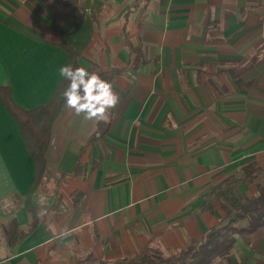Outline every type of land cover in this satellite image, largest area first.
Here are the masks:
<instances>
[{"label":"crops","instance_id":"0c3cea01","mask_svg":"<svg viewBox=\"0 0 264 264\" xmlns=\"http://www.w3.org/2000/svg\"><path fill=\"white\" fill-rule=\"evenodd\" d=\"M80 2L89 12L92 0ZM72 21L66 0H0V85L19 106L43 105L55 90L67 56L58 28ZM126 41L140 48L137 68ZM80 62L123 69L112 82L119 104L91 142L97 122L63 106L34 224L23 204L34 162L0 100V199L17 204L0 215V264L178 253L223 216L217 203L201 209L206 192L250 162L264 171V0H106ZM77 162L83 172L73 175ZM212 264H264V226Z\"/></svg>","mask_w":264,"mask_h":264},{"label":"trees","instance_id":"16d2710c","mask_svg":"<svg viewBox=\"0 0 264 264\" xmlns=\"http://www.w3.org/2000/svg\"><path fill=\"white\" fill-rule=\"evenodd\" d=\"M105 1L92 0L90 11L86 12L80 0H66L73 15V21L70 27L58 29L61 35L60 46L67 55L64 65L83 66L112 83L122 74L123 69L112 67L109 70H103L95 63L86 66L80 62L83 51L90 42L93 23ZM125 46L130 54H135L131 66L137 68L144 61L140 48L128 41L125 42ZM67 84L68 81L60 77L48 101L30 109L16 104L11 96V88L7 85H0V100L16 120L34 162L33 181L23 203L33 218V224L36 213L33 198L44 179L51 127L64 106L62 92ZM107 129L106 121L97 122L94 133L89 137V142L104 136ZM81 171L83 172V167L80 162H77L73 175L81 174ZM241 172V177L227 176L204 194L205 201L201 209L211 211L214 203H217L223 211V216L218 224L208 229L199 240L192 241L175 254L168 255L157 249L149 248L137 255L110 264H212L216 259L229 255L237 236L252 233L264 226V171L257 162H250L242 167ZM239 183L253 184L254 193L251 196L240 194L237 191ZM11 225L13 235L19 233L14 221ZM12 242H15V236L13 239L9 238V243Z\"/></svg>","mask_w":264,"mask_h":264},{"label":"clouds","instance_id":"9594fccd","mask_svg":"<svg viewBox=\"0 0 264 264\" xmlns=\"http://www.w3.org/2000/svg\"><path fill=\"white\" fill-rule=\"evenodd\" d=\"M58 74L68 81L62 92L64 106L85 120L107 121L110 111L119 104L113 84L96 72L68 64L62 65Z\"/></svg>","mask_w":264,"mask_h":264},{"label":"built area","instance_id":"2783aa9c","mask_svg":"<svg viewBox=\"0 0 264 264\" xmlns=\"http://www.w3.org/2000/svg\"><path fill=\"white\" fill-rule=\"evenodd\" d=\"M17 210L16 201L12 196H5L0 199V215L8 216Z\"/></svg>","mask_w":264,"mask_h":264},{"label":"rangeland","instance_id":"374dc122","mask_svg":"<svg viewBox=\"0 0 264 264\" xmlns=\"http://www.w3.org/2000/svg\"><path fill=\"white\" fill-rule=\"evenodd\" d=\"M1 218H3V217L1 216Z\"/></svg>","mask_w":264,"mask_h":264}]
</instances>
